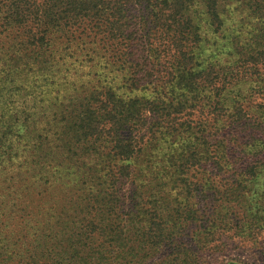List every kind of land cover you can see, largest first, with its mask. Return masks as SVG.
Listing matches in <instances>:
<instances>
[{"label": "trees", "instance_id": "1", "mask_svg": "<svg viewBox=\"0 0 264 264\" xmlns=\"http://www.w3.org/2000/svg\"><path fill=\"white\" fill-rule=\"evenodd\" d=\"M263 67L264 0H0V264H195L188 236H254L262 211L232 210L264 107L217 93Z\"/></svg>", "mask_w": 264, "mask_h": 264}, {"label": "rangeland", "instance_id": "2", "mask_svg": "<svg viewBox=\"0 0 264 264\" xmlns=\"http://www.w3.org/2000/svg\"><path fill=\"white\" fill-rule=\"evenodd\" d=\"M196 8L197 7L194 9ZM229 65L230 62L220 60L218 66H214L215 69L212 67L214 71L218 70V78L222 80V82L223 77L224 79H230V75H237V77H239V75L236 74L239 70H231V68H228ZM258 69V73L262 75V77L257 79L258 82L255 78L249 76L253 75V71H248L246 76H242L244 77L243 79L237 81L236 84L229 87L228 90L223 91L222 88V90L217 93L218 96L229 97L230 99L231 97L239 95L243 98V101L250 103L252 106L264 107V97L259 94L262 93L261 91H263L264 87V67ZM214 71L211 76H213ZM211 105L212 103L209 106ZM208 107H206V111H212ZM253 113H255L254 116L262 115L264 114V110H258L257 112L254 110ZM255 138L264 142V132L256 133ZM244 142L248 144L245 148L247 157L245 156L243 161L249 163V159L259 158V161L264 162V144H261L259 141L247 139H244ZM242 170H245V168ZM247 174L250 175L248 177L252 180L245 185L243 192L249 200L246 202V206L244 203L240 207L234 206L235 208L232 211L237 212L239 215L238 217L246 222L251 221V217H249L251 213L262 211L259 214L260 219H257L254 236L246 238L243 236H235L232 233H224L211 239L208 246H204V248L201 249L197 248V244L191 241V238L188 236L182 239V242L185 244L186 248L193 251V253H187V256L191 257L193 261H195V264H264V166L254 170H248ZM220 211V213H223V210Z\"/></svg>", "mask_w": 264, "mask_h": 264}]
</instances>
